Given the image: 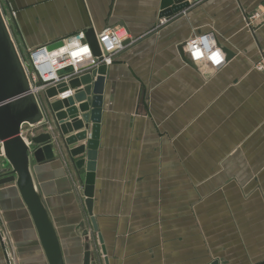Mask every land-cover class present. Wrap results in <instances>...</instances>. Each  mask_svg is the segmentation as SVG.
<instances>
[{
    "label": "crops",
    "instance_id": "1",
    "mask_svg": "<svg viewBox=\"0 0 264 264\" xmlns=\"http://www.w3.org/2000/svg\"><path fill=\"white\" fill-rule=\"evenodd\" d=\"M5 1L23 49L81 32L94 42L108 26L134 39L106 70L91 213L86 166L66 154L40 173L75 235L89 231L88 216L109 264H264V73L254 68L264 16L250 24L264 0H184L170 16H161L163 0ZM208 32L233 53L212 73L188 58L186 45ZM48 122L53 128L51 115ZM15 227L33 230L9 183L0 188V264H8V238L21 264L41 253H21ZM97 248L105 264L99 238Z\"/></svg>",
    "mask_w": 264,
    "mask_h": 264
},
{
    "label": "water",
    "instance_id": "2",
    "mask_svg": "<svg viewBox=\"0 0 264 264\" xmlns=\"http://www.w3.org/2000/svg\"><path fill=\"white\" fill-rule=\"evenodd\" d=\"M184 0H163L161 16L180 12ZM175 2V5H174ZM177 4V5H176ZM94 55H100L97 40L90 42ZM63 46V40L49 44L54 51ZM226 59L232 51L224 49ZM189 58V57H188ZM107 66L101 65L68 83L62 82L48 88L42 98L33 91L20 48L15 39L8 17L0 3V142L3 157L0 158V188L13 183L30 217L36 240L45 264H68L65 254L67 235L61 234L49 204V195L40 173L46 164L69 156L71 162L82 169L86 166L85 196L88 209L92 210V190L101 136L102 92ZM66 69L61 73L70 72ZM77 89L68 99H55L68 88ZM53 118L54 127L44 132L29 134V144L23 136L25 129H34ZM90 132V135H89ZM86 142L71 149L72 145ZM85 157L76 161L78 156ZM97 230L95 218H92ZM74 233V226H69ZM77 236V235H76ZM77 238V237H76ZM105 264H109L104 239L98 234ZM92 238L85 235L76 240L83 246L79 264H97L92 250ZM212 264H219L214 261Z\"/></svg>",
    "mask_w": 264,
    "mask_h": 264
},
{
    "label": "built area",
    "instance_id": "3",
    "mask_svg": "<svg viewBox=\"0 0 264 264\" xmlns=\"http://www.w3.org/2000/svg\"><path fill=\"white\" fill-rule=\"evenodd\" d=\"M264 16V9L250 16V24L253 20ZM168 22L163 17L161 24ZM100 55L95 56L90 42L85 40L84 32L63 39V46L57 50H49V45H41L36 48L23 49L18 44L24 59L29 77L33 84V91L42 98L44 92L51 87H56L62 82H69L74 77H79L101 65H110L115 58L129 44L134 42L130 32L123 26H108L97 35ZM187 54L189 59L201 68L204 73L217 71L226 62V54L219 45L213 32L194 35L187 42ZM28 54L26 58L23 53ZM259 71L264 73V51L255 64ZM66 69L70 72L61 73ZM77 89L69 87L60 93L55 99H68L72 97ZM48 125L49 122L47 123ZM35 129V128H34ZM34 129H25L23 136L30 144L29 134L34 136ZM48 129H52L51 125ZM29 130H32L27 135ZM3 157L2 142H0V158ZM8 264L13 260L7 252Z\"/></svg>",
    "mask_w": 264,
    "mask_h": 264
},
{
    "label": "rangeland",
    "instance_id": "4",
    "mask_svg": "<svg viewBox=\"0 0 264 264\" xmlns=\"http://www.w3.org/2000/svg\"><path fill=\"white\" fill-rule=\"evenodd\" d=\"M0 3L7 15L8 18H10V16H12V18L15 17L16 13L15 11H10L9 8H8V5H7V2L5 0H0ZM262 9H264V6L262 7ZM262 11V10H261ZM257 12H260V11H257ZM255 12V13H257ZM253 13V14H255ZM253 14H250V16H252ZM10 18V19H12ZM8 19V20H10ZM12 21V20H11ZM11 23V22H10ZM12 28L14 30V25H12ZM36 48V47H35ZM23 55L28 58V54H26V52L23 53ZM254 68L259 71L256 66L254 65ZM262 72V71H260ZM263 73V72H262ZM32 130H29L27 133H25L26 135L28 133H30ZM47 189V187L45 186V190ZM46 192L48 193V191L46 190ZM49 195V193H48ZM49 197V204H50V207L53 211V215L55 217V220H56V223L60 229V232L61 234H65L67 235V239H66V243L68 244L67 247H65V254H66V257H67V262L68 264H79L80 263V260L78 258L79 254L82 253V250H83V246L81 243L79 242H75L76 240H81L85 235H90L92 238H93V253H94V256H95V260L97 262V264H99V258L101 257V253L100 251L98 250L97 248V241H98V238H97V234H96V231H92V233H90L89 231L91 230V222L87 216V220H86V225H87V229L89 231H84V226L83 228L81 227L79 229V232L78 234H73L72 232V229L67 226V219H65L66 217H64V213L60 211H58V209L55 207L54 205V199L50 196ZM13 236L15 238V241L17 243V246L19 248V251L21 253H23V251H26V248H29V249H32V250H39V244L36 240V237H35V234H34V231L30 230L29 234H27V236L31 237L33 240L31 242H29V244L27 245H24L22 243L23 241V238L24 239H28L27 236L25 235L24 232L22 231H19V229H17V227H15V229H13ZM77 237V238H76ZM7 242H8V247H9V253H11L12 255V258H13V264H21L20 262L21 261H18L17 258L15 257L14 255V250L12 249V244H11V241L10 239L8 238L7 239ZM28 246V247H27ZM34 253V252H33ZM104 255V254H103ZM15 258V259H14ZM45 259L43 257V255L41 253H37L35 255H32L30 256L29 258H25L23 259L22 261V264H45Z\"/></svg>",
    "mask_w": 264,
    "mask_h": 264
}]
</instances>
